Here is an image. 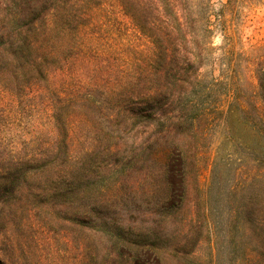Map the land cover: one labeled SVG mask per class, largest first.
<instances>
[{
    "label": "trees",
    "instance_id": "1",
    "mask_svg": "<svg viewBox=\"0 0 264 264\" xmlns=\"http://www.w3.org/2000/svg\"><path fill=\"white\" fill-rule=\"evenodd\" d=\"M116 8L145 39L127 56L105 22ZM210 27L189 0H0V110L12 96L10 119L21 106L41 120L27 126L29 140L0 152V236L23 202L86 232L78 264H168L149 230L129 236L121 211L139 201L160 220L190 210L195 221L210 120L227 145L254 152L256 136L264 154V128L247 127L231 92L213 96L222 81L203 71ZM258 65L264 100V59ZM259 115L264 123V104ZM7 254L0 248V264Z\"/></svg>",
    "mask_w": 264,
    "mask_h": 264
},
{
    "label": "rangeland",
    "instance_id": "2",
    "mask_svg": "<svg viewBox=\"0 0 264 264\" xmlns=\"http://www.w3.org/2000/svg\"><path fill=\"white\" fill-rule=\"evenodd\" d=\"M189 3L198 14L207 16L211 26L207 41L213 58L206 61L203 71L207 80L222 81L213 96L220 101L222 94L231 92L234 107L246 111L247 127L258 134L264 128L259 118L264 100L257 76L258 63L264 59V0ZM107 12L105 22L114 24L109 29L114 45L120 46L118 54L127 56L133 46L145 42L118 8ZM10 99L12 96H6L7 107L0 110V152L4 157L10 141L23 143L31 138L26 129L29 124L41 128V120H29L21 106L17 119H10L9 114L16 110H10ZM207 123L211 127L204 143L199 191L191 196L195 221L190 219V210L177 219L160 220L139 201L129 206V213L121 211L122 220L131 227L132 238H137V232L150 231L158 249L166 251L168 264H264V154L259 137L254 136V152L246 146L237 149L227 145L217 120ZM44 129H39L43 139L48 134ZM81 138L77 129L74 143L78 149L85 144L79 143ZM12 211L8 234L0 236V248L7 250L10 264H78L83 249L77 236L86 232L76 233L73 224L61 221L53 211L26 207L23 202ZM188 229L191 232L186 236Z\"/></svg>",
    "mask_w": 264,
    "mask_h": 264
}]
</instances>
